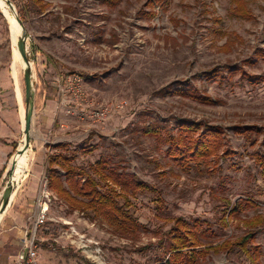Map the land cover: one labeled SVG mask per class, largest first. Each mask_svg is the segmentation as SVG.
I'll return each instance as SVG.
<instances>
[{
	"label": "rangeland",
	"instance_id": "rangeland-1",
	"mask_svg": "<svg viewBox=\"0 0 264 264\" xmlns=\"http://www.w3.org/2000/svg\"><path fill=\"white\" fill-rule=\"evenodd\" d=\"M45 1L49 9L27 15L23 24L35 91L33 139L26 152L28 167L12 195L15 207L30 210L28 239L36 240L39 264H162L167 233L178 227V218L192 231L198 223L197 251L204 255L196 264H250L236 245L248 233H255L259 264H264V226L246 224L264 217V172L255 162L256 154L264 155V0H244L248 19L229 15L235 0H123L115 9L98 0ZM11 2L18 12L26 11L29 0ZM64 5H73L75 12L63 11ZM10 36L0 10V208L13 176L12 158L24 139L23 102L16 99L10 70ZM97 37L104 41L97 43ZM43 51L62 64L58 74L65 104L50 121L43 118L48 113L40 101L50 75L43 73ZM210 71L215 73L208 79ZM19 72L23 99L24 72ZM75 77L82 80L81 92ZM181 82L212 102L162 92ZM99 107L107 109L102 120L93 117ZM177 119L225 130L209 162L183 169L167 155V131L160 137L143 132L148 124L162 123L177 135ZM235 127L255 131L236 133ZM44 129L57 131L51 135ZM85 129L93 132L90 141ZM60 143L68 148H55ZM89 145L96 150L90 153ZM56 154L74 156L73 164L84 169L108 159L119 173L154 187L158 192L126 193L96 177L102 192L111 187L122 194L115 193L113 200L129 211L138 230L117 232L105 216L48 196L46 167ZM45 202V221L36 230ZM236 206L239 211L230 216Z\"/></svg>",
	"mask_w": 264,
	"mask_h": 264
},
{
	"label": "trees",
	"instance_id": "trees-1",
	"mask_svg": "<svg viewBox=\"0 0 264 264\" xmlns=\"http://www.w3.org/2000/svg\"><path fill=\"white\" fill-rule=\"evenodd\" d=\"M102 6L109 9H115L123 0H98ZM235 2V3H234ZM234 7L230 10L229 15L235 19H248L251 14L247 10V5L244 0H235ZM151 2L148 5L151 6ZM47 5L43 4L42 0H29L26 5V11L18 10V16L22 23L26 21L27 15H38L43 13ZM64 11L73 12V7L65 6ZM149 15L147 17L146 15ZM144 14L146 18H152L153 14ZM152 20V19H150ZM113 38V35H112ZM108 42H111L108 40ZM113 42V41H112ZM261 53V52H260ZM259 53V54H260ZM264 56V54H260ZM215 71L206 73V77L211 79ZM163 93L177 94L192 98L203 103L212 102V100L199 93L197 90H191V87L184 83H175L162 90ZM177 135L173 134L172 129L167 128V125L162 123L148 124L144 126L143 132L145 135L160 137L162 131H167L168 136L166 142L169 144L167 155L171 158L174 164L181 168H188L193 163H207L217 154L225 136V130L221 127L211 126L203 122H194L187 119H177L176 122ZM170 130V131H169ZM255 129H241L235 127L236 133H248ZM171 132V133H170ZM93 136H89L90 141ZM88 144V143H86ZM57 149H67L68 144H57ZM96 150V146L89 145L90 153ZM74 156L68 157L64 154H56L49 156L48 165L46 168L45 179L47 181V189L50 193L63 199L69 203L70 207L81 209V211H92L96 215H103L107 218L109 224L120 233L135 232L138 230V222L131 218L129 211L118 206V202L113 200L116 191L111 187L109 191L102 192L100 189V181H113V185H119L124 192H158L154 187L140 182L135 175L129 176L125 173H119L117 169L110 167V161L105 158H100L89 169L81 168L73 164ZM255 162L262 168L264 172V155H255ZM64 173L61 175L59 169ZM96 177L99 178L96 179ZM111 180V181H110ZM122 195V194H120ZM116 193L115 197L120 196ZM52 197V195H51ZM229 204V203H228ZM230 216H234L239 211L238 206L233 208ZM253 229L264 226V217L259 216L250 222H246ZM178 227L173 226L168 231L165 244V257L162 264H196L198 259L204 255L203 250L197 251L201 242L199 233H196L198 223L194 225V231L190 229L187 223L178 218ZM258 230V229H257ZM255 230V231H257ZM166 235V236H167ZM36 242V240H35ZM255 233H248L245 237L239 239L236 245L242 255H245L250 264H259L262 252L260 246H255ZM227 245H225V248ZM189 248H195L189 250ZM212 248V247H209ZM231 250V249H229Z\"/></svg>",
	"mask_w": 264,
	"mask_h": 264
},
{
	"label": "crops",
	"instance_id": "crops-1",
	"mask_svg": "<svg viewBox=\"0 0 264 264\" xmlns=\"http://www.w3.org/2000/svg\"><path fill=\"white\" fill-rule=\"evenodd\" d=\"M43 4L47 5L46 10L38 15L44 14L49 7L50 3L42 0ZM66 5H64L62 10L64 11ZM69 7H73V5H67ZM73 11L75 12V8L73 7ZM71 13V12H67ZM112 38V36L110 37ZM97 43L103 42L100 37L96 39ZM105 40V42H107ZM44 62H43V73L50 74L48 83L45 84L47 87V92H44V95L41 94L40 101L42 102L43 109H45V113L47 115H43V118L47 121H50L54 115L52 114L56 108H63L65 101L63 102V92L64 89H61V83L59 80V70L62 64L50 54H47L43 51ZM54 74L55 77L51 75ZM57 75V77H56ZM44 96V97H43ZM43 99V100H42ZM86 133H89L91 129H85ZM56 129H44V133H49L51 135L56 133ZM94 136L93 132L89 133L86 140H88L89 136ZM61 144V143H60ZM67 144V143H64ZM12 153V151H8V155ZM47 168V167H46ZM31 174V172H29ZM16 196V195H15ZM15 196H12V203L6 211V216L2 217L3 221L0 223V264H18V257L20 253L24 249V242L29 236L28 230V220L31 216H29V209L22 206L15 207L13 205V200Z\"/></svg>",
	"mask_w": 264,
	"mask_h": 264
},
{
	"label": "water",
	"instance_id": "water-1",
	"mask_svg": "<svg viewBox=\"0 0 264 264\" xmlns=\"http://www.w3.org/2000/svg\"><path fill=\"white\" fill-rule=\"evenodd\" d=\"M7 4L13 9L15 13V18L17 23L20 25L22 29V36L20 37L18 43H17V50L18 53L21 55L23 60L25 61L26 68L24 69V84H25V96L22 99L23 100V107H24V122H23V132L25 135V142L24 146L22 149H18L16 154H22L26 150L29 149L31 145V140L32 138V122H33V116H34V97H35V91L33 88V75H32V67H31V62L28 56V51H27V45H26V40H27V33L25 30V27L23 26V23L21 19L18 16V12L11 2V0H5ZM15 154V155H16ZM12 158V165L13 163ZM14 167V166H13ZM14 184L12 183V180L10 178L9 185L5 188L3 198H2V205L0 208V216L2 213L5 212V210L11 205L12 203V195L14 193Z\"/></svg>",
	"mask_w": 264,
	"mask_h": 264
},
{
	"label": "bare ground",
	"instance_id": "bare-ground-1",
	"mask_svg": "<svg viewBox=\"0 0 264 264\" xmlns=\"http://www.w3.org/2000/svg\"><path fill=\"white\" fill-rule=\"evenodd\" d=\"M0 10L4 15L5 19L8 21L10 28V35H11L10 37L12 44V62H11L10 70H11L12 79L14 81L16 99L22 105L23 100H22L21 86L19 83V73H20L19 69L21 68L22 71L24 72V69L26 68V64L17 50V43L20 37L22 36V29L16 21L15 13L13 9L7 4L5 0H0ZM24 142H25V135H24V139L22 140V145L20 149H22V147L24 146ZM26 152L27 150L22 154H18L13 159V163H14L12 165L13 176H11V180L14 185L15 183L20 182L25 170L28 167L29 156H27ZM45 210H47L46 206H45Z\"/></svg>",
	"mask_w": 264,
	"mask_h": 264
},
{
	"label": "built area",
	"instance_id": "built-area-1",
	"mask_svg": "<svg viewBox=\"0 0 264 264\" xmlns=\"http://www.w3.org/2000/svg\"><path fill=\"white\" fill-rule=\"evenodd\" d=\"M73 82L76 83V89L78 92L82 91V87H81V83L82 80L75 77L73 79ZM107 109H105L104 107H99L97 108V110L93 113V117L96 120H102L105 118V114H106ZM45 185H46V191H47V195L49 196V191L47 189V181L45 179ZM51 199V197H50ZM45 206L47 207L48 210V204L45 202L44 206L42 207V205H40L41 210H40V214L37 217L36 223H35V229L37 230L39 226H41L42 224H44L45 221V215L47 210H45ZM38 253L36 250V245H35V240L34 238L29 240L28 238L25 240L24 242V249L23 251L20 253L19 257H18V264H39L38 262Z\"/></svg>",
	"mask_w": 264,
	"mask_h": 264
}]
</instances>
